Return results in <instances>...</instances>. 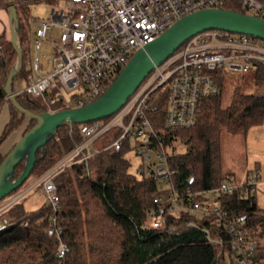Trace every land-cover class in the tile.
<instances>
[{"label":"trees","instance_id":"1","mask_svg":"<svg viewBox=\"0 0 264 264\" xmlns=\"http://www.w3.org/2000/svg\"><path fill=\"white\" fill-rule=\"evenodd\" d=\"M14 2L21 63L12 81L19 77L27 79L31 58L29 10L25 3ZM1 5L9 8L7 0H0ZM220 7L242 11L234 1L224 2ZM17 57L11 31H1L0 114L7 105L8 118L0 131V162L14 144L2 151L9 135L17 131L20 137L35 122L16 109L6 96L5 85ZM254 69V80L264 82V66ZM216 82L220 92L201 100L197 123L189 128H164L166 96H163L156 126L167 143H185L183 152L173 150L168 156L174 172L171 181L178 192L187 188L207 189L228 180L221 173L222 132L246 134L250 127L264 125V94H248L235 88L229 103L222 105V75ZM53 97L54 91L50 90L40 98L16 94L15 100L23 109L41 113L48 108L62 109L59 102H49ZM102 136L104 147L111 134ZM79 142V123L64 122L36 150L28 176L38 178ZM24 166L23 159L14 168V178ZM128 167L129 159L123 151L99 150L54 177L59 198L56 209L45 204L35 211H26L20 201L13 204L6 212L7 224L0 229V264H237L228 232L217 226L214 215L193 218L185 211L164 212L159 226L153 227V216L148 211L158 179L137 177ZM245 192L222 194L218 201L230 217L239 221L244 237L256 242L253 263L264 264V208L258 207L253 196ZM59 242L68 248L61 258L56 255Z\"/></svg>","mask_w":264,"mask_h":264},{"label":"built area","instance_id":"2","mask_svg":"<svg viewBox=\"0 0 264 264\" xmlns=\"http://www.w3.org/2000/svg\"><path fill=\"white\" fill-rule=\"evenodd\" d=\"M16 1L26 4L47 0ZM227 1L238 3L241 12L264 18L262 0H59L46 18L34 22L30 74L24 89H18L12 81V94L40 98L53 90L54 97L49 102H59L62 109L83 106L105 90L135 50L154 40L178 18L200 9L220 7ZM53 29L59 30L55 39L51 38ZM44 42L51 46L48 68L41 62ZM257 66H264L261 39L222 29H206L190 36L145 76L117 111L105 118L79 123L80 142L28 189L0 201V229L8 222L4 213L34 187H40L46 205L56 209L59 198L54 177L66 167L86 161L99 150L123 151L126 155L133 149L141 159L136 167L138 175L158 179L148 211L153 216V227L159 226L164 212L185 211L193 218L214 215L217 226L228 232L237 264H254L256 242L244 237L239 221L229 216L218 197L235 190L245 191L255 184L257 174L244 184L225 180L211 188L178 192L171 181L174 172L168 159L173 143H167L156 121L166 96L164 128L194 126L201 100L220 92L218 76L227 71L247 72ZM65 93L70 94V101ZM109 132L107 145L98 149L91 146ZM67 250V245L59 242L57 257L64 256Z\"/></svg>","mask_w":264,"mask_h":264},{"label":"water","instance_id":"3","mask_svg":"<svg viewBox=\"0 0 264 264\" xmlns=\"http://www.w3.org/2000/svg\"><path fill=\"white\" fill-rule=\"evenodd\" d=\"M7 2L11 42L18 57L15 68L8 76L5 92L12 105L35 122L15 141L0 162V200L15 191L28 177L35 162L36 150L45 144L47 137L52 136L57 127L68 121L82 123L113 114L125 103L145 76L190 36L206 29H222L248 34L264 41V18L222 7L193 11L178 18L154 40L135 50L107 88L91 102L54 112L45 110L41 113H33L23 109L16 102L11 90L12 80L20 69L21 51L16 40V4L14 0ZM23 159L25 166L14 178V168Z\"/></svg>","mask_w":264,"mask_h":264},{"label":"rangeland","instance_id":"4","mask_svg":"<svg viewBox=\"0 0 264 264\" xmlns=\"http://www.w3.org/2000/svg\"><path fill=\"white\" fill-rule=\"evenodd\" d=\"M58 2L59 0H47L46 3L29 1L25 4L29 10L28 21L31 33L34 22L41 18H46L50 10L56 7ZM58 35L59 30L53 29L51 38L55 39ZM29 47L30 53L32 54L33 45L31 39ZM50 56L51 46L49 42H44L41 46V62L44 64L45 68L49 66ZM254 72L255 69L252 68L247 72L227 71L222 75V105H227L229 103L231 93L235 88H239L242 92L248 94H264V82H256L254 80ZM13 84L18 89H24L26 86V79L24 77H19L13 81ZM64 96L70 101V94L65 93ZM15 134L17 133H14V135ZM107 134H111V132ZM11 135L12 134H10L9 137ZM103 142H105V136L94 140L91 146L93 148H101ZM172 149L175 152H183L185 150V143L175 141L172 145ZM126 156L129 158L128 171L137 177L140 176L136 172V167L141 163L139 156L136 155L133 149L128 151ZM220 162L221 173L233 184H244L253 174H257L255 184L247 188L245 194L253 196L257 206L264 208V125L252 126L248 129L246 134L222 132L220 138ZM36 179H34L32 175L28 176L20 185L18 191L28 189ZM12 195V193L8 194L1 200L7 201ZM19 201L26 211H35L46 204L44 192L40 187L32 188L23 195ZM6 212L4 216L7 217Z\"/></svg>","mask_w":264,"mask_h":264},{"label":"crops","instance_id":"5","mask_svg":"<svg viewBox=\"0 0 264 264\" xmlns=\"http://www.w3.org/2000/svg\"><path fill=\"white\" fill-rule=\"evenodd\" d=\"M3 30L10 31V19H9V8H6L4 5L0 6V32ZM8 118V106H4L0 114V131L3 124ZM14 133H17L14 135ZM13 135V136H12ZM12 137L10 136L1 146L3 152L7 151L13 143L19 138V132H13Z\"/></svg>","mask_w":264,"mask_h":264}]
</instances>
